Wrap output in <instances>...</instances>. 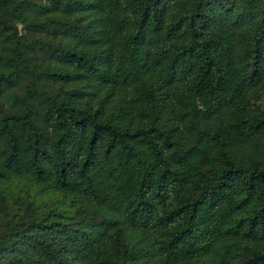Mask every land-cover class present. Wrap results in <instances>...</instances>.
Wrapping results in <instances>:
<instances>
[{
    "label": "trees",
    "instance_id": "obj_1",
    "mask_svg": "<svg viewBox=\"0 0 264 264\" xmlns=\"http://www.w3.org/2000/svg\"><path fill=\"white\" fill-rule=\"evenodd\" d=\"M0 264H264V0H0Z\"/></svg>",
    "mask_w": 264,
    "mask_h": 264
}]
</instances>
